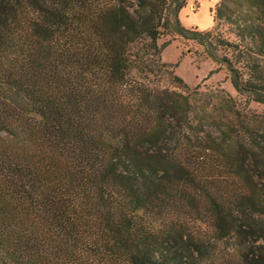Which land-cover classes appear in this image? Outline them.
Listing matches in <instances>:
<instances>
[{
	"label": "trees",
	"instance_id": "trees-1",
	"mask_svg": "<svg viewBox=\"0 0 264 264\" xmlns=\"http://www.w3.org/2000/svg\"><path fill=\"white\" fill-rule=\"evenodd\" d=\"M187 1L0 0V264H264L247 109L264 105V0H219L207 31L181 23ZM165 37L245 112L175 75Z\"/></svg>",
	"mask_w": 264,
	"mask_h": 264
},
{
	"label": "rangeland",
	"instance_id": "rangeland-1",
	"mask_svg": "<svg viewBox=\"0 0 264 264\" xmlns=\"http://www.w3.org/2000/svg\"><path fill=\"white\" fill-rule=\"evenodd\" d=\"M218 1L219 0H188L187 6L183 8L179 14L181 23L187 28H196L200 31L212 29L214 25L212 20V9ZM170 39H172L171 44L164 49L162 59L165 63L176 65L174 68L175 75L180 77L189 88L193 89L200 86V92H204L205 90L210 91V94L207 92L208 94L202 97L207 104H209V101L211 103L215 101L212 97L216 95V93L220 95L223 93L222 91H224L237 102L239 110H241L242 113L245 112V110H243L245 109L244 99L233 90L224 71L211 75L216 65L211 60L206 59L201 49L193 42H183L177 37H165L159 40L158 44L160 45ZM163 79L166 83H172L174 86L178 87L176 82L172 81L168 76H164ZM211 92H214L212 94L213 96ZM247 109L251 111L249 115L252 118L254 115H257L263 117L261 118L262 120L264 119V105L252 102ZM209 113H211L213 117L208 121V129L218 133V128L220 127L219 122L220 120L224 122L225 119L223 117L219 118L220 120L217 119L220 116L217 110L210 108ZM242 119H245L244 115H242ZM261 119L259 120L262 121ZM228 120H230V118H228ZM257 126H259V124ZM251 174L254 176L255 184H258L259 189H262V182H259L258 179L260 176L258 171L251 170ZM202 228L204 229V225Z\"/></svg>",
	"mask_w": 264,
	"mask_h": 264
}]
</instances>
